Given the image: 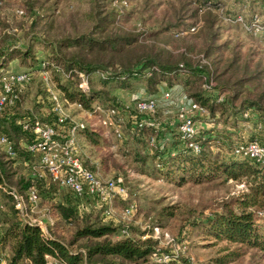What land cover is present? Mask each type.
Here are the masks:
<instances>
[{"label":"trees","instance_id":"trees-1","mask_svg":"<svg viewBox=\"0 0 264 264\" xmlns=\"http://www.w3.org/2000/svg\"><path fill=\"white\" fill-rule=\"evenodd\" d=\"M121 1L64 0L56 15H53L52 11L45 13L39 18L38 24L36 20L32 26L38 25L40 29L48 32L51 23L55 21L60 39L53 43L34 38L35 43L24 48L0 47V67H5L14 56L20 59V65H26L28 58H35L32 51L34 46L39 44L46 52L45 61L54 76L52 81H55L56 90L70 101H77L88 109L91 106L93 109V106L97 105L106 109L121 104L116 102V96L111 92L113 88L130 90L133 86H138L148 96L157 93L160 83L180 88V93L186 94L208 110L206 116L194 117L197 122L212 124L209 128L198 129L195 141L200 145L199 151L194 152L185 146L177 131L176 123L173 128L146 127L139 131H131L129 124H126L124 139L120 141L122 144L118 147V151L127 158L134 148L139 147L136 151L138 156L135 154L133 162L128 159V163L134 166L137 173L146 174L143 166L148 165V160H151L155 168L153 176L157 179L163 178L171 185L203 184L219 178L244 183L246 192L223 203L221 211L208 216L201 226L215 238L225 239L228 243L237 245L232 251L214 258L212 264H227L234 261L244 253L243 249L247 248L256 250L264 256V163L231 154V149L237 142L234 143L233 137L241 136V131H244L242 129L246 126L252 131L249 137L251 140L264 134V95L259 94L255 98H249L251 94L247 93L248 96L241 97L246 92L243 82L253 78L252 76L241 77L234 81L230 80V76L221 79L227 69L234 66L236 58L231 60L227 69L219 71V67H215L210 72L206 70L209 72L206 73L207 75L214 74V79L221 82L219 84L221 93H219L226 92V97L218 100L215 95L204 89L202 84L205 75L202 74V68L199 69L197 65L183 60L170 62L171 59L160 62L157 58L139 55L140 38L157 35L170 29L174 37H180L175 36V33L180 31L182 23L167 22L166 26L152 33L141 32L133 35L120 32L119 25L127 22L131 17L130 12H125L128 6L120 5ZM126 1L129 4L128 0ZM213 1L215 7L217 2ZM2 2L3 0H0V3ZM253 2L261 3L264 0H253ZM146 4H150L146 9L155 12L160 2L146 0ZM186 4L183 8H187L186 13L190 11L189 18H194L196 7H184ZM49 9L50 6L46 11ZM204 19L205 27L212 30L217 20L216 16L213 15L211 18L204 16ZM41 21L42 23H39ZM213 38L220 40L217 32L211 33V39ZM227 43L224 41L214 45L211 40L203 51L204 56L209 58L216 52L227 50ZM51 64L59 67L63 72H56ZM206 67L208 65L205 64L204 69H207ZM78 71L88 76L89 85L86 91L78 87ZM36 76L35 73L33 79ZM246 112L250 113L248 118L244 117ZM12 116L0 119V131L12 140L18 157L11 159L6 153H0V182L4 181L19 191H24L32 183L31 179L22 175L13 178L12 166L18 164L25 166L26 169L27 165L33 163L34 158L20 146L19 141L23 139L21 136L26 137V134L19 122L15 124L14 120H10ZM151 135L162 145L151 148L149 145ZM78 136H84L86 141L94 146H108L106 138L98 128L85 127L80 130ZM82 156L85 164L96 172V165H92L84 153ZM104 158H100L101 164L106 163ZM124 185L126 187L125 178ZM127 196L116 197L114 201L121 199L126 200L125 205L131 202L136 205L134 201L127 200ZM3 199L10 200L12 204L6 203V210L0 218V250H7L5 254L8 264H23L24 260H29L31 264H47L45 259L47 254L65 264H175L177 262L176 259L168 263L153 261L150 257L154 251L153 243L150 240H141L137 235L139 232L137 228L129 227L133 232L131 237L120 236V228L123 225L104 223L99 220L98 215L92 220L88 217L75 220L72 208L61 201L51 206L52 216L56 218L55 227H59L61 222H68L72 227V235L66 244L62 243L58 235L45 237L38 226L27 224L19 218L12 198L8 194L4 193ZM175 208L176 206H164L159 211L156 223L160 226L164 225V222L174 215ZM99 213L103 215V212ZM113 236L117 238L113 239ZM79 242L84 248L83 252L71 248Z\"/></svg>","mask_w":264,"mask_h":264},{"label":"rangeland","instance_id":"rangeland-1","mask_svg":"<svg viewBox=\"0 0 264 264\" xmlns=\"http://www.w3.org/2000/svg\"><path fill=\"white\" fill-rule=\"evenodd\" d=\"M153 1L160 2L155 12H150V10L146 9L150 5L146 4V0H128L129 4L125 12H130L131 17L127 22L119 25L120 32L133 35L141 32L152 33L166 26L167 22L175 23V21L182 23L180 30H185L195 25L196 31L180 37H174L171 32L172 29H170L157 35L140 38L139 55L157 58L160 62H164L163 60L165 59H171L170 62L183 60L192 65H197L199 69L202 68V74L204 75L215 67H219V71L224 68L227 69L231 60L236 58L237 61L234 66L228 68L221 79L223 80L230 76V80L234 81L241 77L252 76L253 78H248L247 81L243 82L246 92L241 97L248 96L247 93L251 94L249 98H255L259 94L264 95V35L254 37L245 33L237 25L224 23L217 11L218 4L233 12L242 10L244 3L241 0H215L217 4L211 9H203L200 0ZM63 2L64 0H3L0 3V47H9V49L24 48L31 43H35L34 38L55 43L60 39L55 21L51 23L52 25L48 32L40 29L38 25L36 27L32 26L36 20L38 24L39 18L45 13L52 11L51 13L56 15ZM251 3H253V0H249V5ZM185 4L186 6L184 7H196L197 11L194 18H189L190 11L186 13L187 8H183ZM49 6L50 9L46 11ZM18 9H23L26 14L19 15L17 13ZM262 13L264 14V12ZM213 15L216 16L217 20L213 25V29L209 30L205 27L204 16L211 18ZM39 23H42V21ZM213 32L218 33L220 40L218 38L211 39V33ZM211 40L214 45L224 41L228 42L227 50L216 52L210 55L209 58L205 57L203 51ZM32 52H34L35 58H28L26 65H20V59L14 56L5 67H0V70L23 71L26 69H38V61L46 58V52L39 44L34 46ZM205 64L208 65L207 69H204ZM51 75L53 79L54 76L52 73ZM209 76L216 86L215 90L220 92L219 84L221 82L214 79V74L210 73ZM167 89H171L172 98L168 101L159 97L157 113L164 127L173 128L175 125L174 113L163 115L161 110L169 106L174 111L173 106L171 107L170 105H178L181 102V90L175 85L168 86L160 83L157 93L164 92ZM111 92L116 96V102L128 105L132 104L133 99L136 97H148L144 90L138 86H133L130 90L113 88ZM223 94L226 97V92H223ZM47 96L42 81L37 75L26 88V91L24 90L22 93L20 101L14 107V114L10 120H14V123L18 124L17 122L24 116H35L41 122L48 123L49 118L43 116L45 109L48 110L50 106ZM71 113L78 116L77 110L73 109V107H70ZM200 122H197L198 129H206L212 126L209 122L207 124ZM87 123L91 125L90 121H87ZM96 124L97 121L95 120L93 125ZM242 130L244 131H241V136L236 135L237 137H233L234 143L249 139L252 133L250 127L246 126ZM101 132L106 138L108 146H94L86 141L84 136H78V143L81 146L80 150L88 157V161L90 159L92 165H96V173L101 177H109L118 173L125 175L123 177L128 189L127 200H132L136 203V212L130 219L123 220L122 211L126 200L119 199L117 202H113L114 213L106 217L99 213L102 211L98 210L99 208L93 199L92 203L86 200L80 204V202H75L69 194L63 196L60 189L55 185L53 186L49 180L47 182L41 181V183L36 184L41 193L39 207L43 209L40 210V214L44 216L45 220L48 217L52 219L53 223L48 224L47 229L51 236L58 235L62 243L66 244L72 235V227L68 222H61L59 227H55L56 218L52 216L51 206L61 201L72 208V212L76 217L75 220L83 217H88L92 220L98 215L99 220L104 223L120 226L128 225V228L130 226L134 229L137 228L136 230H139L137 235L141 240L152 241L153 249L173 256L177 260L175 264H182L185 259L188 260L190 258L196 261L197 264H212L214 258L237 247V245L230 244L225 239H218L208 234L201 224L211 214L221 211L223 203L229 202L246 192L244 183L219 178L203 184L171 185L163 178L157 179L153 176L155 168L151 160H148V165L143 166L146 174L137 173L134 166L128 163V159L132 161L139 147L132 150L130 157L124 158V155L118 151V147L121 146L122 142L115 140L105 129H102ZM262 136L258 135L257 138L263 140L264 134ZM21 137L24 138L25 135ZM239 137L242 138L239 139ZM131 142L133 143V141ZM0 153L4 154L1 148ZM102 157H105V164H101V161L99 162ZM24 167L13 164L11 170L13 178H17L18 175L27 176L25 175ZM11 186L13 187V185ZM3 194L0 191V218L6 210V203L12 205L10 200L3 199ZM164 206H176V208L174 215L168 218L164 225L160 226L156 222H158L159 211ZM128 233L131 237L133 234L131 228L128 229ZM116 238L117 236H113V239ZM81 245L79 242L71 248L72 250L83 252L84 248ZM2 251L7 252L6 249H2ZM243 251L244 253L240 257L227 264H264V256L256 250L247 248L243 249Z\"/></svg>","mask_w":264,"mask_h":264},{"label":"built area","instance_id":"built-area-1","mask_svg":"<svg viewBox=\"0 0 264 264\" xmlns=\"http://www.w3.org/2000/svg\"><path fill=\"white\" fill-rule=\"evenodd\" d=\"M203 9L213 8V0H200ZM244 5L242 10L236 12L226 9L223 5H217V11L222 21L229 25L239 26L245 33L254 37L264 35V2H253L249 5V0H241ZM120 5L127 7L126 0H122ZM256 5V6H253ZM248 6V7H247ZM247 7V8H246ZM229 10V11H228ZM19 15H24L23 9H18ZM196 31L193 25L185 30L175 33V36H182ZM52 65V64H51ZM56 72H61L59 67L52 65ZM63 72V71H62ZM35 73L40 77L42 85L47 92L50 103L49 109L44 112L45 116L50 118L48 123L41 122L37 117H23L19 124L25 132L26 137L21 139L20 145L25 151L29 152L34 161L27 165V176L31 179V184L24 190L19 191L6 182H0V191L8 194L12 198L14 208L17 210L19 218L30 225L38 226L42 235L52 237L47 231L48 224L53 221L50 217L47 220L40 214V189L37 182L49 180L54 186H57L62 195H71L75 202L83 203L88 200L95 201L97 207L102 208L103 215L106 217L114 213L113 202L116 197L125 198L127 189L124 185L122 174H116L110 177H101L98 173L92 171L85 164V159L78 145V133L85 127H94L105 129L117 141L124 139V126L129 124L130 130L139 131L143 128H164L162 120L158 117V99L170 101L172 98L171 89L156 93L148 97H136L132 104H119L117 107L102 108L101 106H92L90 109L84 108L77 101H70L67 97L60 95L52 81L51 71L45 59L38 61V69H26L23 71L0 70V119L7 118L14 114V107L20 101L21 95L27 85L33 79ZM79 82L78 87L84 91L88 90V76L83 72H77ZM102 76V74H101ZM203 87L222 100L224 95L216 91V86L209 75L204 76ZM181 102L173 106L174 111L168 106L161 110L163 115L174 113L175 123L180 138L185 146L198 152L200 145L195 141L198 132L195 116H206L208 110L194 99L186 94L180 93ZM176 106V107H175ZM70 107L78 111L79 117L70 115ZM249 112L244 113L248 118ZM96 125H93L94 121ZM91 122V125L87 123ZM93 122V123H92ZM151 148L162 145L151 135L149 137ZM0 148L11 159L18 157L12 140L0 131ZM231 154L235 157L246 158L256 162L264 163V140L255 138L252 140L237 141ZM79 204V203H77ZM136 205L131 202L124 206L122 211L123 220L130 219L136 212ZM157 229V228H155ZM128 225L120 228V236H128ZM151 259L160 263H167L175 260L168 253H162L157 249L151 254ZM47 264H65L59 262L51 255H45ZM0 264H8L5 252L0 250ZM23 264H31L29 260H24ZM182 264H197L192 258L184 261Z\"/></svg>","mask_w":264,"mask_h":264},{"label":"crops","instance_id":"crops-1","mask_svg":"<svg viewBox=\"0 0 264 264\" xmlns=\"http://www.w3.org/2000/svg\"><path fill=\"white\" fill-rule=\"evenodd\" d=\"M74 109V108H73ZM69 112H70V109H69ZM71 116H74V117H78V116H75V115H73L72 113L70 114ZM19 144L20 145H22V143H21V141H19ZM78 145H79V143H78ZM23 146V145H22ZM81 146L79 145V148H80ZM25 173H27V171H26V169H25ZM27 175V174H26Z\"/></svg>","mask_w":264,"mask_h":264}]
</instances>
